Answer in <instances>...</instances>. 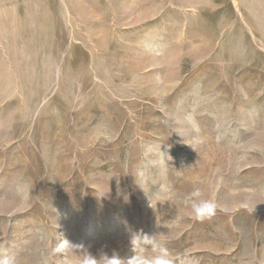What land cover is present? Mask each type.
I'll use <instances>...</instances> for the list:
<instances>
[{"label":"rangeland","instance_id":"374dc122","mask_svg":"<svg viewBox=\"0 0 264 264\" xmlns=\"http://www.w3.org/2000/svg\"><path fill=\"white\" fill-rule=\"evenodd\" d=\"M195 191L233 211L195 220ZM145 237L264 264V0H0V255Z\"/></svg>","mask_w":264,"mask_h":264},{"label":"clouds","instance_id":"9594fccd","mask_svg":"<svg viewBox=\"0 0 264 264\" xmlns=\"http://www.w3.org/2000/svg\"><path fill=\"white\" fill-rule=\"evenodd\" d=\"M192 196L193 199L189 201V214L195 220L203 221L206 218H210L215 215L218 209L224 213H231L233 211V209L229 205H219L215 201L201 198L199 191L193 192ZM255 208L256 206L251 207L250 211L254 212ZM129 239L130 244L136 250V247L139 244L138 234L133 233ZM143 243L152 245L153 250L157 254L150 258H145L143 256L135 254L134 256L128 259H122L116 254H113L112 256L103 254L99 258H97L91 253L84 252L81 264H173V260L165 247L156 244L153 240L148 237H145ZM0 264H16V261L12 256L3 254L0 255Z\"/></svg>","mask_w":264,"mask_h":264}]
</instances>
